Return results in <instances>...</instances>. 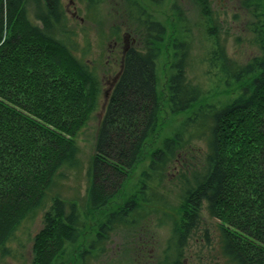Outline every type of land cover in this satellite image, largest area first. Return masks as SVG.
Instances as JSON below:
<instances>
[{"label": "trees", "instance_id": "trees-1", "mask_svg": "<svg viewBox=\"0 0 264 264\" xmlns=\"http://www.w3.org/2000/svg\"><path fill=\"white\" fill-rule=\"evenodd\" d=\"M79 1L89 17H98V0ZM196 1L211 18V2ZM125 6L130 22L115 24L112 35L119 40L124 27L139 46L123 47L105 102L87 173L93 211L121 191L159 124L157 66L166 29L138 3ZM253 16L257 52L246 63L233 59L218 37L210 52L217 75L228 85L240 83L237 97L194 109L153 151L137 190L100 223L82 253L84 264L105 253L117 227L146 219V205H168L169 192L176 193L182 217L159 264H192V250L202 245L188 241L200 233L212 246L206 215L217 222L213 242L227 264H264V0L255 1ZM68 22L63 0H0V257L10 255L23 222L45 211L32 264H53L84 227L79 205L61 188L68 171L81 166L78 137L98 107L103 81L95 62L83 57L89 50L76 54L80 42ZM174 48L169 107L180 113L206 90L188 78L191 43L178 40ZM136 259L142 262L143 254Z\"/></svg>", "mask_w": 264, "mask_h": 264}, {"label": "rangeland", "instance_id": "rangeland-1", "mask_svg": "<svg viewBox=\"0 0 264 264\" xmlns=\"http://www.w3.org/2000/svg\"><path fill=\"white\" fill-rule=\"evenodd\" d=\"M99 15L89 17L86 5L79 0H63L69 19V29L76 33L74 39L80 42L77 55L89 50L84 59L94 61V69L103 81L99 104L91 119L81 130L78 144L81 148V166L77 170L68 171L67 179L61 188L63 197L75 200L82 211L84 227L79 241L70 246L64 255H60L53 264H84L82 253L88 250L94 241L99 225L105 215L117 210L125 200L139 187L141 174L147 170L153 151L162 146L165 138L170 137L194 109L204 104H216L232 101L239 93L240 83L232 81L229 85L217 75L214 66L209 65L210 52L216 37L226 46L229 55L240 62L246 63L257 52L254 40V3L257 0H209L212 17L205 16L196 0H98ZM138 3L154 20L165 26L166 33L163 42L159 44L158 58V96L160 105L159 124L155 133L146 140L141 156L132 167L124 181L121 191L111 202L100 210H91L87 200L89 186L88 169L95 153V143L105 102L112 89L113 76L120 68L123 47L132 45V32L123 27L119 40L112 35L115 24L130 22L126 4ZM126 14L125 18L118 17ZM128 22V23H129ZM135 27V26H134ZM123 35L127 37L126 41ZM187 39L191 43L188 59V78L201 85L206 93L195 106L180 113H172L169 107L168 81L173 73L175 48L178 40ZM167 191H177L175 186L166 184ZM169 204L146 205L151 209L146 219H141L136 225L117 227L111 234L106 251L101 256L88 259L87 264H159L164 256L170 237L171 228L181 220V211L177 208L176 193H168ZM45 211H39L34 217L26 219L16 231L11 242L10 255L0 257V264H32L33 239L42 228ZM139 220V219H138ZM175 221V223H174ZM174 223V224H173ZM204 226L209 229L211 240L215 241L214 233L217 222L206 215ZM212 241L207 244L203 233L189 239L194 247L201 242V249L192 250V264H227L221 250ZM211 242V241H210ZM143 254V261L136 259ZM201 257V258H200ZM200 259V260H199ZM203 263H201V262Z\"/></svg>", "mask_w": 264, "mask_h": 264}]
</instances>
